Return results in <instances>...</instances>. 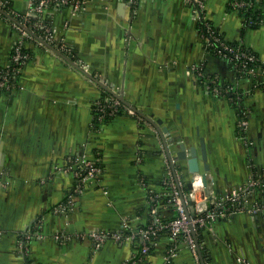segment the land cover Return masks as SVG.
<instances>
[{"label":"crops","instance_id":"1","mask_svg":"<svg viewBox=\"0 0 264 264\" xmlns=\"http://www.w3.org/2000/svg\"><path fill=\"white\" fill-rule=\"evenodd\" d=\"M9 1L26 13L28 0ZM230 1L204 0L208 20L227 41L264 60V10L261 23L249 25ZM42 19L69 47L71 58L161 120L171 150L177 142L197 148L209 205L250 176L264 174V89L210 52L186 0H85L78 9L50 7ZM17 30L0 12L1 65L10 61ZM26 46L31 60L13 90L0 92V264H198L183 240L167 262L169 229L159 232L148 253L140 252L139 231L177 215L164 194L171 166L155 126L127 112L94 126V102L111 93L45 45ZM197 64L207 76L244 92L243 99L236 104L212 94L193 71ZM239 120L246 122L244 132ZM82 156L99 157L103 171L74 194L69 208L55 210L76 187L69 160ZM176 170L181 184L187 183ZM151 195L156 203L150 204ZM247 198L262 211L219 215L204 228L206 264H264V188ZM125 223L137 238L108 237L97 246L89 235L125 232Z\"/></svg>","mask_w":264,"mask_h":264},{"label":"built area","instance_id":"2","mask_svg":"<svg viewBox=\"0 0 264 264\" xmlns=\"http://www.w3.org/2000/svg\"><path fill=\"white\" fill-rule=\"evenodd\" d=\"M134 1V0H133ZM28 9L25 14L18 13L9 0H0V8L8 12L15 18L14 25L18 29V38L16 39L10 61L7 65L0 64V92H10L15 87V82L22 67L31 60L32 52L27 48L29 41H36L43 44L35 38L27 29L38 35L43 40L54 45L57 49L69 56L70 49L63 40H56V35L52 30V26L42 19L43 14L50 7H63L71 5L74 9H78L83 5L85 0H28ZM193 6L194 16L200 23L201 37L205 41L210 52L229 62L239 74V76H248L255 79V87L264 89V60L260 58L251 49L246 48L241 43H231L215 28L208 20L204 0H186ZM231 9L238 11L247 24L256 25L261 23L260 15L264 10V0H231ZM258 8L261 10L258 11ZM246 13H250L249 15ZM35 15L38 18H32ZM44 45V44H43ZM72 55V54H71ZM196 76L203 82L208 90L219 97L226 98L229 102L239 103L243 99L244 92L237 89L233 84L223 83L217 76H207L202 64L192 67ZM124 107L129 114L135 113L127 108L118 98L111 94L110 98L103 102L98 99L93 104V125H101L108 116H114L119 111V107ZM239 131L244 132L246 128L245 120H239ZM168 168L166 170L164 184V194L169 197V201L174 205L177 215L174 219L167 222L157 221L148 225L139 231L142 238L140 252L148 253L151 244L155 241L159 232L163 229L170 230V246L166 255L167 262H170L178 254L179 243L185 241L193 251L197 263H200L196 250L194 237L190 230V222L187 218L185 208L181 198V182H176L173 171ZM68 170L73 173L76 180L74 191L69 194L66 202L59 203L55 210H65L73 204L74 194L81 193L87 185L98 181L103 171L102 163L99 157L82 156L80 158L71 159L68 163ZM201 178L197 177L193 183V188L184 194L188 203L194 205V217L192 223L197 228H206L210 221L217 216H227L237 212H245L256 214L262 211L263 207L260 203L250 204L248 196L256 189L264 188V174L258 176H250L248 181L237 189L228 192L221 197L212 201V205L207 202V195L203 193ZM156 195H151L152 201L156 200ZM152 212L157 211V206L152 207ZM125 232L92 231L89 235L94 238L96 245L100 246L108 237H112L118 241H130L137 238V232L130 229L125 223Z\"/></svg>","mask_w":264,"mask_h":264},{"label":"water","instance_id":"3","mask_svg":"<svg viewBox=\"0 0 264 264\" xmlns=\"http://www.w3.org/2000/svg\"><path fill=\"white\" fill-rule=\"evenodd\" d=\"M0 12H2L4 15H6L7 17H9L15 21V18H13L8 12L3 10L2 8H0ZM27 31L29 33H31L39 41H41L46 47H48L49 49L54 51L59 56L63 57L65 60L70 62L73 66H75L76 68H78L79 70L84 72L88 77H90L92 80H94L99 85H101L103 88H105L108 92L113 94L116 98H118L127 108L132 110L135 114L139 115L143 119H146L148 122L153 124V126H155V128L158 130V132H159V134H160V136L164 142L167 158L169 160L171 169L173 171V174H174V177H175V180L177 183H179V173L176 170V166H178L180 168L181 175L187 179L186 185H187V188L189 189V191L192 190L193 183L195 182L197 177L201 178L202 185L206 189L207 178H206L205 173L199 174L200 166H199V162H198V152H197L196 147H194V146L188 147L185 143L177 142L175 150H171L170 145L168 143V140L164 135L166 128H163L160 126V124H161L160 119H155L153 115H149V114L144 113L142 110H140L139 108H137L136 106L131 104L129 101H127L125 99L124 93L122 91L117 92V91L113 90L110 86L106 85L103 80H101L100 78L95 76L92 72H89L88 70H86V68H84V66L79 61H77V60L71 58L70 56L66 55L61 50L57 49L54 45H52L49 42L40 38L38 35L33 33L31 30L27 29ZM200 144H201V146H200L201 156H202V159L204 160L203 168L206 171L209 169V166H208L207 161H206L207 160V146H206L203 138L200 139ZM185 161H186V165H187L186 167L187 168H184V162ZM259 191L260 190H258L257 192H259ZM180 192H181L182 203H183V206L185 208L187 218L190 222V230H191V233L194 237V242H195V246H196V250L198 253L200 263L206 264L205 259H204V254L202 251V247H201V243L198 239V235H197L195 226L192 223V218L194 217V205L192 203H188L189 201L186 200L182 189H180Z\"/></svg>","mask_w":264,"mask_h":264},{"label":"trees","instance_id":"4","mask_svg":"<svg viewBox=\"0 0 264 264\" xmlns=\"http://www.w3.org/2000/svg\"><path fill=\"white\" fill-rule=\"evenodd\" d=\"M259 10H261L260 8H258V11ZM242 14V13H241ZM249 15L250 13H246V15ZM243 15V14H242ZM25 49H27V51H28V48H26L25 47ZM110 94L109 93H107V92H105L102 96H101V100L103 101V102H105L106 100H108V98H110ZM124 112H127L128 113V111H126L125 110V108L124 107H119V111L116 113V115H119V114H122V113H124ZM116 115H114V116H116ZM113 116H108V118L106 119V120H108V119H110V118H112ZM106 120H105V122H106ZM181 189H182V191H183V193L184 194H186V193H188L189 192V189L187 188V185H186V183H183L182 184V186H181ZM168 197V196H167ZM161 200H162V198H161ZM160 200V201H161ZM164 200V199H163ZM153 203H156V200H154V201H152V202H150V204H153ZM203 230H204V228H197V235H198V239H199V241H201L202 240V232H203Z\"/></svg>","mask_w":264,"mask_h":264}]
</instances>
